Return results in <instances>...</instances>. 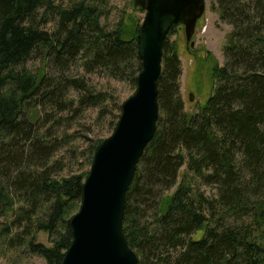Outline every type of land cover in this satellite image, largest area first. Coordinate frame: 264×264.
Returning <instances> with one entry per match:
<instances>
[{
  "label": "trees",
  "instance_id": "1",
  "mask_svg": "<svg viewBox=\"0 0 264 264\" xmlns=\"http://www.w3.org/2000/svg\"><path fill=\"white\" fill-rule=\"evenodd\" d=\"M214 1L233 32L226 64L214 66L213 90L192 114L180 99L181 64L168 44L175 26L163 43L156 131L122 222L136 264H264V0ZM102 2L0 0V242L47 264H61L71 244L70 219L88 175L61 176L66 166L52 162L74 141L58 135L64 120L53 115L71 107L73 89L79 108L107 115L112 98L67 72L80 65L135 91L141 71V22L105 28ZM36 56L39 68L26 69ZM100 143L90 147V164ZM38 233L50 247L36 242Z\"/></svg>",
  "mask_w": 264,
  "mask_h": 264
},
{
  "label": "water",
  "instance_id": "2",
  "mask_svg": "<svg viewBox=\"0 0 264 264\" xmlns=\"http://www.w3.org/2000/svg\"><path fill=\"white\" fill-rule=\"evenodd\" d=\"M144 12L137 35L141 71L136 90L121 105L110 137L94 152L80 208L70 219L72 241L61 264H136L122 231L126 193L137 164L154 137L159 116L157 81L169 31L183 25L190 41L204 0H135Z\"/></svg>",
  "mask_w": 264,
  "mask_h": 264
},
{
  "label": "rangeland",
  "instance_id": "3",
  "mask_svg": "<svg viewBox=\"0 0 264 264\" xmlns=\"http://www.w3.org/2000/svg\"><path fill=\"white\" fill-rule=\"evenodd\" d=\"M54 1L58 4H66L70 0ZM99 9L102 13L101 24L109 29L118 26L119 22H123V20L129 22L139 20L142 23L145 15L143 10L136 7L135 0H103ZM53 26L54 24H49L45 28L51 31ZM232 32V27L221 21L216 2L204 0V13L196 23L190 41L186 40L184 28L180 25L175 26L169 33L168 44L172 46L170 47L176 53L181 64L180 99L185 111L190 114L198 104L206 100L213 90L212 69L214 66L222 68L226 64L225 48L228 46ZM39 59L38 56L33 57L24 64V67L34 71L40 66ZM66 77L88 84L93 93L110 95L112 98L111 103H106L105 106L110 111L107 115L105 112L99 113L94 108H79L74 101L77 92L73 89L68 95L73 100L71 107L69 106L67 112L53 115L54 119L64 120V123L59 125L61 127H58V135L63 136L66 133L67 136L74 138L69 146L61 149L52 159V162L57 160L66 166L61 176L89 172L91 145L94 146L97 142L102 143L112 135L114 126L119 120L115 117L118 114L117 108L121 107L123 102L135 92L126 82L107 78L100 73L88 74L80 68V65L70 68ZM184 171L183 167L178 183L182 180ZM79 208L80 206L77 208V212ZM36 242L46 247L51 246L49 236L44 233L36 235ZM0 264H47V262L41 257L23 250L17 253L8 252L0 242Z\"/></svg>",
  "mask_w": 264,
  "mask_h": 264
},
{
  "label": "flooded vegetation",
  "instance_id": "4",
  "mask_svg": "<svg viewBox=\"0 0 264 264\" xmlns=\"http://www.w3.org/2000/svg\"><path fill=\"white\" fill-rule=\"evenodd\" d=\"M180 26H182V27L184 28V26H183V25H180Z\"/></svg>",
  "mask_w": 264,
  "mask_h": 264
}]
</instances>
